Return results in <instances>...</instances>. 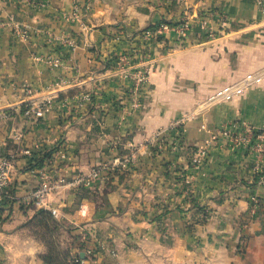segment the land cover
Masks as SVG:
<instances>
[{
  "label": "crops",
  "instance_id": "0c3cea01",
  "mask_svg": "<svg viewBox=\"0 0 264 264\" xmlns=\"http://www.w3.org/2000/svg\"><path fill=\"white\" fill-rule=\"evenodd\" d=\"M184 19V38H142ZM122 55L148 72L136 96L116 67ZM55 58L57 67L48 63ZM262 70L259 0H0V155L13 158L10 190L30 193L40 168L68 181L136 150L127 168L91 188L61 184L50 195L63 247L81 264H264V202L250 212L264 192V154L222 136L206 144L223 126L264 129V80L198 108L220 86ZM42 96L52 105L26 121L22 105ZM59 144L66 159L46 167L43 154ZM24 149L41 166L32 169ZM36 210L13 203L2 211L0 264H45V245L26 226Z\"/></svg>",
  "mask_w": 264,
  "mask_h": 264
},
{
  "label": "built area",
  "instance_id": "2783aa9c",
  "mask_svg": "<svg viewBox=\"0 0 264 264\" xmlns=\"http://www.w3.org/2000/svg\"><path fill=\"white\" fill-rule=\"evenodd\" d=\"M261 7L264 9V0H259ZM77 14V9H74L73 15ZM206 21L200 24V28H206ZM190 30V23L187 19L182 20L178 24L160 23L153 30L147 29L142 33V38L145 41L158 38L168 32H174L179 38H184L187 32ZM19 34L26 37V30H20ZM208 37H211V33L208 32ZM70 46H73L71 41H68ZM48 63L53 67H57L60 64L58 58L48 60ZM118 71L123 74L122 77L129 78L131 80L130 91L133 96L138 95L143 84L147 80L148 72L145 68H135L130 61L129 55H122L117 60L116 65ZM264 80V70L257 73H247L239 81L234 83H228L217 88L212 94H210L204 102H202L198 108L226 102L240 96L246 89L261 83ZM28 95H32V89L26 90ZM83 98L89 100L88 95L84 94ZM52 105V100L49 97H34L29 98L25 104L22 105L20 112L24 119L28 122H34L37 119L43 117L46 110ZM184 118L173 121L169 126V132L178 130L183 124ZM240 129L233 131L234 125L223 126L216 131L209 132V139L206 144L213 143L218 140L219 136L227 138L233 145H241L249 148L250 151L259 155L264 154V129L258 130L249 124L241 123ZM162 132H158L154 136V140H163ZM159 144V143H158ZM157 144V146H158ZM152 145V144H150ZM155 145V144H154ZM153 145V146H154ZM156 146V145H155ZM151 150V148H150ZM21 153L27 157L32 155L30 149H24ZM136 150L132 153L117 157L113 160L110 166L102 165L92 168L86 175H77L71 180L65 181L64 179H53L50 176L48 169H37L38 181L35 188L25 196L19 197L10 190V181L14 171L13 158L11 156L0 155V202L8 201L18 203L22 206H34L36 209H42L49 212L53 217H57L58 212L55 208L51 207L50 195L53 194L61 184L67 185L71 188H91L101 176L113 169H125L136 158ZM150 155V152H147ZM205 155V149L200 148L192 157V163L198 165L201 162L202 157ZM66 159V152L64 147L60 144L55 145L50 151L48 158L46 159V167L54 165L59 161ZM34 171V170H33ZM260 183L263 185L264 190V177L260 178ZM264 202V192L262 197H252L250 200V212L255 213L256 210Z\"/></svg>",
  "mask_w": 264,
  "mask_h": 264
},
{
  "label": "trees",
  "instance_id": "16d2710c",
  "mask_svg": "<svg viewBox=\"0 0 264 264\" xmlns=\"http://www.w3.org/2000/svg\"><path fill=\"white\" fill-rule=\"evenodd\" d=\"M154 28L155 27H151L149 29L153 30ZM160 39H162L161 36L158 37V40ZM49 153L50 151L44 153L43 159L48 158ZM33 156L31 155L27 157L29 161L33 162H30V167H32V169L34 166H41V163H36L39 160H36ZM10 205H12V202H0V223L5 219L1 216L2 211L10 207ZM8 210L10 211V209ZM26 226L34 236L44 243L46 252L42 256V259L45 264H81V259L79 258L78 253L72 255L68 248H60L59 246L54 247L52 242H50V239H52L54 235H59L61 226L55 221L49 212L37 209L34 216L27 222Z\"/></svg>",
  "mask_w": 264,
  "mask_h": 264
},
{
  "label": "rangeland",
  "instance_id": "374dc122",
  "mask_svg": "<svg viewBox=\"0 0 264 264\" xmlns=\"http://www.w3.org/2000/svg\"><path fill=\"white\" fill-rule=\"evenodd\" d=\"M64 241V236H62V233H59L57 236H53L52 239H50V242H52L53 246H59L60 248H64L62 242Z\"/></svg>",
  "mask_w": 264,
  "mask_h": 264
},
{
  "label": "water",
  "instance_id": "95a60500",
  "mask_svg": "<svg viewBox=\"0 0 264 264\" xmlns=\"http://www.w3.org/2000/svg\"><path fill=\"white\" fill-rule=\"evenodd\" d=\"M80 256H83V254L81 253Z\"/></svg>",
  "mask_w": 264,
  "mask_h": 264
}]
</instances>
